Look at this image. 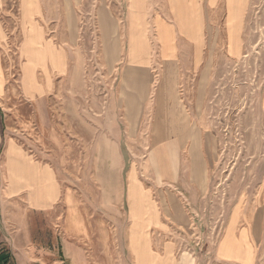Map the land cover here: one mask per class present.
I'll return each instance as SVG.
<instances>
[{
  "label": "crops",
  "instance_id": "0c3cea01",
  "mask_svg": "<svg viewBox=\"0 0 264 264\" xmlns=\"http://www.w3.org/2000/svg\"><path fill=\"white\" fill-rule=\"evenodd\" d=\"M249 5L250 0H0V95L11 73L4 70V58L10 62L4 48L10 49L12 35L17 36L21 92L35 110L48 116V104L43 101L58 90L55 79L68 75L85 17L94 15L101 31L105 67L111 73L118 69L120 80L117 101H107L100 109H110V117L117 120L113 128L105 130L104 140L114 144L118 159H122L118 143H131L134 149L128 151L132 157H140L135 144L162 143L153 151L159 179L173 184L183 173L178 165L173 166L172 159H183L185 153L184 158L194 164L202 158L204 148L208 152L210 142L204 122L197 125L196 115L181 96L183 80L200 73L195 101L199 108L207 87V78L203 77L209 63L204 53L206 36L210 26L215 28L217 24L216 13L219 8L222 10L228 51L233 54V46L240 45L233 43L231 31L241 29ZM9 25L13 26L10 30ZM62 88L63 94L75 95V89ZM67 106L63 103L59 107L66 111ZM149 110L151 120L147 123ZM1 135L0 122V192L4 200L20 198L24 202L25 217L14 221L24 226V242L21 246L11 243L9 255L13 264H102L97 263V246L104 255L111 253L114 243L109 228L114 225L116 255H129L133 264H178V240L168 233L172 229L171 233L177 234L188 220L180 209L177 211L175 199L173 203L156 200L160 210L154 214L136 171L132 170L128 215L113 217L111 209L107 213L106 208L98 215V206H109L80 198L78 189L66 185L60 169L48 163L42 153L24 150L11 139L1 152ZM195 170L191 168L192 177ZM52 214L59 218L58 229L63 234L59 258L56 248H45L35 241L34 230L38 231L39 225L33 222L34 218ZM119 222L126 224L120 227L116 225ZM236 230L234 223L227 229L215 264H257L255 232L248 236L238 234L236 238ZM246 245V250L242 249Z\"/></svg>",
  "mask_w": 264,
  "mask_h": 264
},
{
  "label": "rangeland",
  "instance_id": "374dc122",
  "mask_svg": "<svg viewBox=\"0 0 264 264\" xmlns=\"http://www.w3.org/2000/svg\"><path fill=\"white\" fill-rule=\"evenodd\" d=\"M216 14L217 24L215 28L210 26L206 36L204 53L209 63L203 77L207 78V87L199 108L195 101L200 73L185 77L180 88L182 98L198 119L197 125L204 122V131L208 130L209 150L205 152L204 148L202 158L194 164L184 158L185 153L183 159H172L173 166L178 165L183 173L178 181L168 184L159 179V166L153 151L162 143L135 144L140 157H132L128 151L134 149L131 143L115 144L122 147V159H118L114 144L105 142V130L113 128L117 120L110 117V109L107 112L100 109L107 101L112 104L117 101L120 80L118 69L111 73L105 67L101 31L94 15L90 14L86 15V24H82L79 32V46L73 50L75 60L68 75L58 76L56 93L47 96L45 101L40 100L48 104V116L35 110L21 92L18 37L12 35L10 49L4 48L10 55V62L4 58V70L11 73L0 95L4 142L1 152L11 139L24 150L42 153L48 163L60 169L66 185L78 189L80 198L98 200L97 204L109 206H98V215L105 208L107 213L111 209L113 217L128 215L130 174L136 171L154 214H159L160 210L156 200L173 203L175 199L177 211L180 209L188 220L185 227L177 229V234L171 233L172 229L168 233L178 240V264H215L219 245L233 223L237 225L236 238L238 234L248 236L255 232L257 264H264V0H250L241 29L231 31L233 43L240 45L233 46L234 55L228 51V31L222 10L219 8ZM8 27L10 30L13 26ZM62 87L70 88L68 91L75 89V95L63 94ZM63 103L69 105L66 111L60 110ZM150 111L147 123L151 120ZM143 133L147 137V133ZM192 167L197 168L193 177ZM197 172L200 174L196 175ZM9 200H4L0 192V241L8 253L11 243L22 245L25 235L24 226L14 222L24 216L23 199ZM58 220L52 214L36 217L33 222L39 225L38 231L34 230L36 243L56 248L59 258L63 234L58 229ZM257 226L259 230L256 231ZM109 230L113 251L104 255L100 252L102 248L97 246V263L133 264L129 255H116V226ZM101 241L103 246L104 241ZM246 248L247 245L242 247Z\"/></svg>",
  "mask_w": 264,
  "mask_h": 264
},
{
  "label": "built area",
  "instance_id": "2783aa9c",
  "mask_svg": "<svg viewBox=\"0 0 264 264\" xmlns=\"http://www.w3.org/2000/svg\"><path fill=\"white\" fill-rule=\"evenodd\" d=\"M0 264H13L8 251L5 248H3L1 242H0Z\"/></svg>",
  "mask_w": 264,
  "mask_h": 264
}]
</instances>
